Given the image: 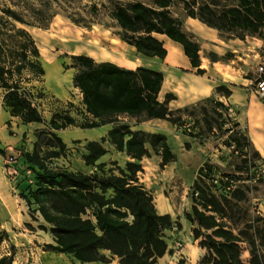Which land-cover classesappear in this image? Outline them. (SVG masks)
Segmentation results:
<instances>
[{"label":"trees","instance_id":"1","mask_svg":"<svg viewBox=\"0 0 264 264\" xmlns=\"http://www.w3.org/2000/svg\"><path fill=\"white\" fill-rule=\"evenodd\" d=\"M107 3L122 31L123 42L145 58L165 60L168 51L158 36H166L182 46L198 76L206 73L202 69L201 46L173 16L176 3L183 5L189 18L240 40L261 36L264 30V0H152L151 4L143 0H105L102 6L107 7ZM90 11L98 14L100 8L92 5ZM12 22L34 26L11 7L1 9L0 89L10 116L21 119L25 125L38 123L47 128L36 133L33 152L25 154V166L20 168L25 176L35 178V184L21 197L28 204L32 220L42 221L38 229L51 234L54 243L47 248L69 255L81 264H159L170 252L166 232L181 224L174 222L171 215L158 212L153 194L140 182L139 175L144 172L142 160L152 154L160 157L162 171L176 162L177 156L168 138L118 125L101 142L86 145L82 159L94 171L83 173L52 167V161L63 158L68 151L57 132L74 126L76 121L68 113H57L49 121L44 118L26 87L31 82L28 74L38 78L46 74L40 51L31 34ZM71 58L72 69L78 70L73 78L74 87L83 96L84 115L92 119L81 129L116 124L120 117L145 116L173 125L182 122V117L168 108L176 100L175 95L167 94L163 103L158 101L164 83L163 72L144 66L132 70L111 62L98 63L85 55ZM216 91L226 97L232 95L226 86H219ZM215 106L223 128L226 107L219 101ZM229 130L235 133L237 129ZM233 140L240 148L244 147L239 132ZM105 143L130 158L125 167L113 162L116 170L106 171L107 165L100 162L108 154ZM42 145L47 149L45 157L40 151ZM185 147L189 149L190 145ZM254 156L261 158L255 151ZM230 178L218 180L202 167L193 186L196 203L185 214L186 219L196 226L192 231L194 239L200 240V247L208 252L206 264H264V216L248 218L247 213L241 216L240 204L247 201L249 187L237 186ZM201 181L210 188L201 185ZM219 185L222 189L217 194L212 186ZM195 193L199 196L195 197ZM27 227L36 230L29 224ZM7 239V233L0 229V247ZM244 245L250 253L248 263L242 260ZM13 262V255L0 256V264Z\"/></svg>","mask_w":264,"mask_h":264},{"label":"rangeland","instance_id":"2","mask_svg":"<svg viewBox=\"0 0 264 264\" xmlns=\"http://www.w3.org/2000/svg\"><path fill=\"white\" fill-rule=\"evenodd\" d=\"M104 1L0 0V12L3 7H11L34 25L27 26L12 22L17 28H25L39 48L40 61L46 74L39 78L28 74L31 82L26 84V87L33 94L44 118L49 121L57 113H68L76 121L74 126L58 133L67 144L68 151L63 158L52 161V167H63L83 173L94 171L93 168L86 167L82 159L89 142H101L102 138H107L108 132L118 125H128L134 131H144L143 124L147 119L145 116L120 117L116 124L96 130L81 129L92 119L84 115L82 97L72 82L73 75L78 71L72 69V56L85 55L96 62L112 61L126 68L144 66L165 69L164 61L157 58H145L121 40L122 31L110 14V4L107 3V7L102 6ZM143 1L152 3V0ZM92 5H98L100 8L98 14L91 13ZM172 13L182 22L183 29L192 34L201 46L202 69L206 70L202 77L210 79L211 74L220 83L227 85L239 77L264 80V76H260V68L264 67V30L261 36H248L245 40H240L189 18L180 3L174 5ZM158 37L166 43L165 37ZM192 71L195 74L196 71ZM47 72H49V78ZM188 82V80L185 81V83ZM252 87L256 91L254 101L260 103L257 108L260 107L264 112V95L259 93L257 83ZM217 98H219L218 94L186 111L174 112L176 116L182 117V122L176 125L178 132L170 137V145L177 160L165 169L167 172L159 168L160 159L156 155L152 154L145 160L144 179L148 190L154 195L158 212L162 211L164 203L168 204L173 210L171 216L173 221L181 224V227L174 225L166 232L170 252L160 259L159 264H206L205 258L208 252L200 247V240L194 239L192 231L196 226L192 225L185 216L186 213L191 212L196 203L193 186L200 169L204 166L218 180L229 176L237 186L249 187L247 201L240 204L242 217L246 213L248 218L264 216V160L254 156V150L248 142V122L245 120L248 105L245 104L242 109L233 105L227 106L226 113L227 109L231 108V116L226 114L227 117L224 118L228 126L221 128V121L215 114ZM220 112H222L221 109ZM239 119L242 120L243 127L236 128L235 124ZM234 128L237 129L234 130L235 133L239 132L241 135L244 145L242 148L233 140L235 133L229 129ZM41 130H47V128L42 127ZM38 131L40 130L33 129L35 134ZM182 134L190 137L191 143L194 144V147L190 144L189 151L185 149L186 142ZM233 146L235 148H232ZM42 147L40 151L45 157L47 149L45 145ZM105 147L108 149V155L101 163L107 165L106 171L116 170V167L112 165L113 162L125 167L130 160L128 156L111 148L108 143H105ZM25 150L26 147L22 146L10 154L0 153L2 166L7 169L8 178L14 175L13 172L10 173L11 169L25 166L23 161ZM10 157L17 163L8 164ZM239 177L242 180H239ZM200 183L210 188L207 183L203 181ZM221 189L220 185L212 186V191L217 194H220ZM33 222L37 227L42 223V221ZM37 233L29 243L33 247L34 255L30 256L28 264H79L71 256L59 254L47 248V245L54 243L49 232L38 229ZM13 251L7 242L0 247V256L7 253L15 256ZM242 260L245 263L250 260L246 245L243 246Z\"/></svg>","mask_w":264,"mask_h":264},{"label":"crops","instance_id":"3","mask_svg":"<svg viewBox=\"0 0 264 264\" xmlns=\"http://www.w3.org/2000/svg\"><path fill=\"white\" fill-rule=\"evenodd\" d=\"M161 37H165L167 40L164 44L165 48L168 51V54L166 59L162 60L164 61L165 69H155L163 72L164 74V83L158 95V101L163 103L166 100L167 94L175 95L176 100H172L168 105L169 110L173 112L197 106L204 100L212 99L216 94H218L219 97L216 100L221 102L225 107L233 105L237 108L242 109L245 104L248 105L245 117V120L248 122V138L253 150L259 153L262 160H264V112L260 107L257 108V105L260 106V103H256L254 101V98L256 97V91L252 87L253 85H256L257 80L239 77L235 79L236 81H230V85H227L224 83H220L211 74L210 79L208 77L204 78L202 76H198L196 72L195 74L193 73L192 70L194 69L191 67L189 59L184 55L182 46L169 40L166 36ZM168 46H171L173 48L176 47V49L178 48V54L170 57ZM102 62L114 63L112 61H99L98 63ZM118 66L126 68L121 65ZM136 68L127 69L134 70ZM74 76L75 75H73V78ZM73 78L72 82L74 85ZM186 80H188L189 82L185 83ZM219 86H226L227 88H229L232 91V95L230 97H226L222 94L217 93L216 90ZM237 124L239 125V128L243 127V122L241 119H239ZM42 127L46 126L38 123L25 125L21 119L10 116L9 112L4 107L3 91L0 89L1 151L5 152L6 154H10L12 152H16L17 148L20 149L22 148V146H25V152L32 153L34 144L37 141V137L35 132H33V129L41 130ZM143 130L152 134L165 135L168 138L169 144L171 143L170 137L174 136L175 133L178 132L176 125H173L166 120L160 119H146L143 124ZM189 131H191V129H189ZM59 132L60 131H58L57 134ZM182 137L186 142L185 145L191 144L193 145L192 147H194V144H192L189 139L190 137L183 134ZM27 143L30 144L28 145ZM110 147L114 148L112 145H110ZM186 150L189 151L190 148ZM106 156H104L103 158H105ZM103 158L100 160V162H103ZM158 158L160 159V157ZM145 160L146 158H144L141 162L144 172L139 175V178L140 182L148 190V186L145 183L144 179L146 169L144 165ZM174 163L176 162L170 163L165 169H168L169 166ZM163 171L167 172V170ZM12 172L14 173V175L8 178L7 169L3 168L2 157L0 156V229L8 235V239L2 245L8 242L10 244V247L12 248V251L14 250L13 252L15 253V256L13 264H28L30 256L34 255L33 247L29 245V243L35 237V234H38V227L32 221L28 204L21 197V194L27 192L30 187L35 184V178L32 176H25L20 168H17L15 170L11 169L10 173L12 174ZM160 214H169L172 216L173 210L171 209V207H169L168 204L164 203ZM28 224L33 226L36 230H30L27 227Z\"/></svg>","mask_w":264,"mask_h":264},{"label":"built area","instance_id":"4","mask_svg":"<svg viewBox=\"0 0 264 264\" xmlns=\"http://www.w3.org/2000/svg\"><path fill=\"white\" fill-rule=\"evenodd\" d=\"M260 76H264V67H261L260 68ZM257 88H258L259 93H261L262 95H264V80H258L257 81ZM78 92L80 93L81 97L83 98L81 92L79 90H78ZM227 110H228L227 113H224L225 114L224 115L225 118L227 117V115L228 116H231L230 113H231L232 109L231 108H228ZM225 126H228V124L226 123ZM232 148H235V147L233 146ZM8 164H10V165L16 164V160L14 158L10 157L9 160H8ZM27 174L28 175H31V171H28ZM215 183H216V181H215ZM198 196H199V193H195V197H198ZM10 255H11L10 253H7V254H5L3 256H10Z\"/></svg>","mask_w":264,"mask_h":264},{"label":"bare ground","instance_id":"5","mask_svg":"<svg viewBox=\"0 0 264 264\" xmlns=\"http://www.w3.org/2000/svg\"><path fill=\"white\" fill-rule=\"evenodd\" d=\"M169 47V54H170V57H172V56H174V55H177L178 54V48L176 49V47L175 48H173V47H171V46H168ZM47 76H48V78L50 77L49 76V72H47ZM53 81V80H52Z\"/></svg>","mask_w":264,"mask_h":264}]
</instances>
